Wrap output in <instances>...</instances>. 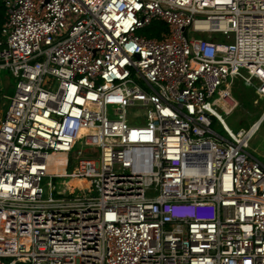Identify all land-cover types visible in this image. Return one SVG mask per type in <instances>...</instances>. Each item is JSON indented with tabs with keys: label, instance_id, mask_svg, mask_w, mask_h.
I'll list each match as a JSON object with an SVG mask.
<instances>
[{
	"label": "built area",
	"instance_id": "2783aa9c",
	"mask_svg": "<svg viewBox=\"0 0 264 264\" xmlns=\"http://www.w3.org/2000/svg\"><path fill=\"white\" fill-rule=\"evenodd\" d=\"M0 4V264H264V112L220 113L264 81V0Z\"/></svg>",
	"mask_w": 264,
	"mask_h": 264
},
{
	"label": "rangeland",
	"instance_id": "374dc122",
	"mask_svg": "<svg viewBox=\"0 0 264 264\" xmlns=\"http://www.w3.org/2000/svg\"><path fill=\"white\" fill-rule=\"evenodd\" d=\"M220 34H216V37L219 39ZM10 72L8 70H3L1 73V81H2V93L3 95L13 96L15 93L16 80L13 77L8 78ZM255 87H246L241 82H237L235 86L232 88V99H229L230 109L229 113H225L220 111L223 114V117L228 124V126L234 131L237 132L241 128H248L255 120L261 117L264 112V81L262 77L254 78ZM9 100L6 98H2V103H4V107H1L2 110H5L8 107ZM223 103V101H221ZM144 112L142 110L133 108L128 111V118H137L138 120L143 119ZM3 114H0V119H2ZM213 128L220 134L225 135L226 133L217 121L214 122ZM82 150L85 153H89L94 151L93 149L82 144H78L74 150L73 154V165L69 168L70 172L76 170V165L78 164V152ZM250 152L256 155L261 161L264 162V121L261 125L260 130L257 132L255 137L250 143ZM95 158L99 157L98 150H95L93 153ZM65 180H68L66 178ZM50 181L49 177H46L43 181V185L47 189V182ZM64 180H60V185L63 184ZM62 187H65L62 185ZM82 194L81 192L75 193ZM57 196V195H55ZM5 264H10V258L4 259Z\"/></svg>",
	"mask_w": 264,
	"mask_h": 264
},
{
	"label": "trees",
	"instance_id": "16d2710c",
	"mask_svg": "<svg viewBox=\"0 0 264 264\" xmlns=\"http://www.w3.org/2000/svg\"><path fill=\"white\" fill-rule=\"evenodd\" d=\"M3 15H4V8L0 4V28H1L2 23H3ZM166 30H167L166 25L164 23L159 22V23L154 24V26L152 28L148 29L146 34L149 37L159 36L162 31H166Z\"/></svg>",
	"mask_w": 264,
	"mask_h": 264
},
{
	"label": "bare ground",
	"instance_id": "6f19581e",
	"mask_svg": "<svg viewBox=\"0 0 264 264\" xmlns=\"http://www.w3.org/2000/svg\"><path fill=\"white\" fill-rule=\"evenodd\" d=\"M261 121H264V114H263V116H262V119H261ZM256 135V134H255ZM255 135L253 136V138L255 137ZM253 138L250 140V142H248L249 143V146H250V143H251V141L253 140ZM59 159H61V161H62V158H64L62 155H60L59 157H58ZM58 169H63L64 170V168L62 167V168H58ZM62 170V171H63ZM71 184H78V183H82V182H78L77 180H73L72 182H70ZM66 185H65V190H67L69 187H68V184L67 183H65Z\"/></svg>",
	"mask_w": 264,
	"mask_h": 264
}]
</instances>
